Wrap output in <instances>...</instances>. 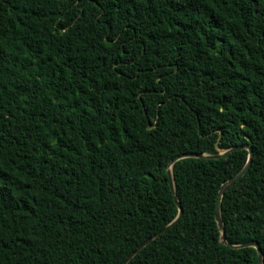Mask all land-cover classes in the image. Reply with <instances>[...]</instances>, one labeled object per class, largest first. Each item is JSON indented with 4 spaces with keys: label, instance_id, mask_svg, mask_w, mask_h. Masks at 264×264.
Listing matches in <instances>:
<instances>
[{
    "label": "trees",
    "instance_id": "obj_1",
    "mask_svg": "<svg viewBox=\"0 0 264 264\" xmlns=\"http://www.w3.org/2000/svg\"><path fill=\"white\" fill-rule=\"evenodd\" d=\"M216 143L252 148L220 216L264 264V0H0V264H122ZM247 158L175 161L126 264H261L215 220Z\"/></svg>",
    "mask_w": 264,
    "mask_h": 264
},
{
    "label": "water",
    "instance_id": "obj_2",
    "mask_svg": "<svg viewBox=\"0 0 264 264\" xmlns=\"http://www.w3.org/2000/svg\"><path fill=\"white\" fill-rule=\"evenodd\" d=\"M215 147L217 149V153L216 154L186 152V153H183L181 155H177L174 159H172L169 162V164H168V166L166 168V173H167V175L169 177L170 188H171V190L173 192L174 200H175V203H176V205L178 207V215H177V217L182 213V208H181V205H180V203H179V201H178V199L176 197V194H175L174 184H173V176H172V172H171V167H172V165H173V163L175 161H177V160H179L181 158H186V157H193V158H201V157L219 158L220 156L226 154L227 152H229L231 150L238 149V148L246 149L248 151V158H247L246 163L244 164V166L236 174H234L232 177H230L218 191V195H217V199H216V203H215V220L217 222V225H218L219 229L221 230L220 240H221L222 243H224V244H226V245H228L229 247H232V248L254 247L256 249L257 258H258L259 263L263 264V253H262V250H261L259 244L256 241H249V242H245V243H241V244H230V243H227V241L225 239L224 225H223V222H222V219H221V216H220L221 197H222L223 193L231 185H233L237 180H239L246 173V171L248 170V168L250 166V163H251V157H252V154H253L252 148H251L250 145L246 144V145L238 146V147L220 149L218 147L217 143H216ZM174 220L172 222H174ZM171 223H169L163 229H161L160 231L154 233L152 236L148 237L141 244H139L138 247L136 249H134L127 256V258L124 260V262L122 264H126L136 253H138L143 247H145L148 243H150L153 238H155L161 232L166 230L170 226Z\"/></svg>",
    "mask_w": 264,
    "mask_h": 264
}]
</instances>
